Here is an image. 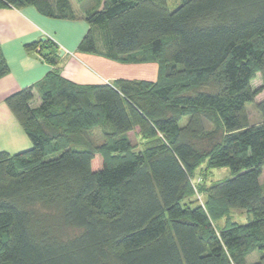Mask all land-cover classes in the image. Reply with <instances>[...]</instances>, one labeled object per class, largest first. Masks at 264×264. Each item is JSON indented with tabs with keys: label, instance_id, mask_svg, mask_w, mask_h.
Returning <instances> with one entry per match:
<instances>
[{
	"label": "trees",
	"instance_id": "16d2710c",
	"mask_svg": "<svg viewBox=\"0 0 264 264\" xmlns=\"http://www.w3.org/2000/svg\"><path fill=\"white\" fill-rule=\"evenodd\" d=\"M87 1L78 0L90 29L77 51L157 62L159 75L77 84L61 73L52 37L28 46L53 68L38 107L33 87L5 99L32 147L0 151V264H264V100L262 123L246 108L264 91V0H181L174 10L168 0ZM29 4L79 18L71 0H0ZM8 73L0 44V78ZM210 121L221 133L202 152ZM94 128L102 143L84 145ZM132 131L150 146L135 150ZM203 163L232 177L193 186Z\"/></svg>",
	"mask_w": 264,
	"mask_h": 264
},
{
	"label": "crops",
	"instance_id": "0c3cea01",
	"mask_svg": "<svg viewBox=\"0 0 264 264\" xmlns=\"http://www.w3.org/2000/svg\"><path fill=\"white\" fill-rule=\"evenodd\" d=\"M71 1L79 12L75 20L48 17L32 4L0 8V44L9 65V73L0 78V151L18 153L32 147L30 137L5 99L21 89L33 87L34 98L30 104L33 108L41 104L38 84L53 65L28 46L44 41L47 36L61 47L58 62L61 73L77 84L112 83L120 78L147 81L158 78L157 62L125 63L77 51L90 25L84 19L78 0Z\"/></svg>",
	"mask_w": 264,
	"mask_h": 264
},
{
	"label": "rangeland",
	"instance_id": "374dc122",
	"mask_svg": "<svg viewBox=\"0 0 264 264\" xmlns=\"http://www.w3.org/2000/svg\"><path fill=\"white\" fill-rule=\"evenodd\" d=\"M87 2H91V0H88ZM86 2V3H87ZM169 8L171 10L176 9L180 4L181 0H168ZM263 84V78L261 73H258L256 78L252 81V88L257 89ZM264 100V91L259 93L255 101L250 102L246 105L248 115H249V121L250 124H259L263 122V118L261 115V112L259 110L258 103ZM207 121V120H206ZM206 128L209 130V134L203 135L202 137L198 138L196 141V146L199 149V151H202L204 149H208V147L211 145L210 141L212 139H219L221 129L218 128L217 124H214V121L206 122ZM138 131V128L136 129ZM137 131H132L130 132V137L132 142L135 144V150H144L147 146H150L151 142L145 143L144 140L140 138V135L137 134ZM102 130L100 128H94L91 130L90 133L86 134L84 137V145H88V143L92 144V146H98L100 143L103 141V136H102ZM79 138L78 136H74V139ZM77 140V141H78ZM73 142L74 146L77 147H82L81 144L78 142ZM60 153L55 152L51 154L49 157H57ZM206 163H203L202 165L198 166V168L195 170L194 173V178L191 179V183L193 186H196L198 183L204 184L206 187L211 186L214 184L216 181L219 180H224L227 178L232 177L231 169L227 166L225 167H220V168H214L212 170H208L205 168ZM193 177V175H192ZM261 184L263 186V193H264V168H263V173L261 176ZM233 219L239 221V222H247L249 220L250 215L248 212L244 209H232L231 211ZM248 262L249 263H255L260 259V252L258 250H255L248 256Z\"/></svg>",
	"mask_w": 264,
	"mask_h": 264
},
{
	"label": "water",
	"instance_id": "95a60500",
	"mask_svg": "<svg viewBox=\"0 0 264 264\" xmlns=\"http://www.w3.org/2000/svg\"><path fill=\"white\" fill-rule=\"evenodd\" d=\"M45 39H46V37L43 38V40H45ZM61 53L64 54V53H65V50L62 49V50H61Z\"/></svg>",
	"mask_w": 264,
	"mask_h": 264
},
{
	"label": "built area",
	"instance_id": "2783aa9c",
	"mask_svg": "<svg viewBox=\"0 0 264 264\" xmlns=\"http://www.w3.org/2000/svg\"><path fill=\"white\" fill-rule=\"evenodd\" d=\"M48 37V36H47Z\"/></svg>",
	"mask_w": 264,
	"mask_h": 264
}]
</instances>
